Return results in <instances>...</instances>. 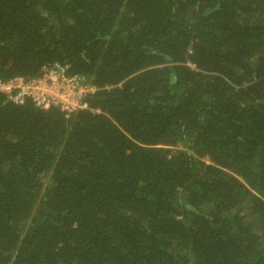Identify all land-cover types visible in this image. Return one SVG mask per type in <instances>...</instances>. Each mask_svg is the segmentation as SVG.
Instances as JSON below:
<instances>
[{"label": "trees", "instance_id": "1", "mask_svg": "<svg viewBox=\"0 0 264 264\" xmlns=\"http://www.w3.org/2000/svg\"><path fill=\"white\" fill-rule=\"evenodd\" d=\"M53 63L95 90L0 91V264H264V0H0V81Z\"/></svg>", "mask_w": 264, "mask_h": 264}, {"label": "built area", "instance_id": "2", "mask_svg": "<svg viewBox=\"0 0 264 264\" xmlns=\"http://www.w3.org/2000/svg\"><path fill=\"white\" fill-rule=\"evenodd\" d=\"M67 67L59 63L44 65L38 74L24 79L20 76L0 81V91L14 103L30 100L35 106L47 109L58 107L65 115L86 109L85 98L95 88L78 74H68Z\"/></svg>", "mask_w": 264, "mask_h": 264}]
</instances>
